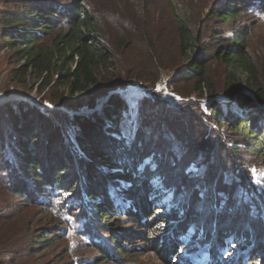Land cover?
<instances>
[{
  "label": "trees",
  "instance_id": "trees-1",
  "mask_svg": "<svg viewBox=\"0 0 264 264\" xmlns=\"http://www.w3.org/2000/svg\"><path fill=\"white\" fill-rule=\"evenodd\" d=\"M123 1V6L110 9L113 17H122L121 31L115 27V30H105L100 26L98 10L92 8L87 0H49L6 8L0 15V38L6 48L12 49L13 55L23 61L10 75L13 79L26 75L42 80L47 78L51 87L64 86L69 99L92 86L101 91L116 87L115 82L104 77L100 79L98 74V70L107 64L109 53L95 44L97 31L108 32L112 37L115 34L119 48L125 47V51L137 47L152 62L157 58V47L151 40L149 26L142 28L140 24L147 15L143 9L148 0ZM245 1L215 0L209 17L229 24L244 11ZM134 12L138 14L133 16ZM173 20L180 63L173 70L171 79L194 81L193 91L202 98L205 94L206 99H210L204 103L192 102V107H187L188 111L183 110L180 116L178 114L180 119L188 121L189 130L201 143L194 146L193 138L184 140L176 145L174 153L168 154V150L161 148L160 135L158 143L146 141L151 122L145 114L140 121V128H145L138 134V140L124 144L88 121L62 111L46 113L21 105L16 109H4L0 116L4 124L3 131H0V257L1 253L11 252L8 245L14 243L22 232L17 227L15 231L9 230L16 221L11 222L18 213L15 212L19 209L16 202L36 199L42 203L46 196L50 199L58 194L61 196L59 211L63 217L68 214L64 209L66 204L68 208L75 205L69 212L79 208L78 203L81 204V229L92 246L101 249L104 258L112 257V253L104 242H98L103 241L99 236L101 228L93 224L94 221L106 225L110 215H124L134 219L141 227L150 226L153 222L166 226L170 217L178 224L172 227L173 235L167 241L176 245L175 232L198 219L194 207L199 202L204 205V208L200 207L202 213H207L203 218L204 224L215 227V236L214 233L209 235L216 239L215 242L224 243L225 237L233 241L235 237L232 233H242L251 238L253 231L257 230L254 239L262 240L260 246L264 248V199L253 188L246 172L247 160L239 154L242 150L264 161V82L242 33L232 38H221L219 32L204 25L203 19L192 21L188 11L183 14L175 11ZM203 37L218 43L217 48L210 52L209 46L201 43ZM213 58L218 59L227 71V82L221 91L222 98L227 100L224 103L215 98L219 93L210 75ZM69 63L73 66H68ZM239 72L247 74L244 86L239 83ZM122 101L119 96L112 100L117 107L123 106ZM234 107L246 111V115L242 117L233 112ZM146 109L147 103H144L141 113H145ZM117 113H122V109L117 110L115 115ZM158 119L171 132L172 126L167 120L163 116ZM205 122L217 129L226 127L229 132L238 135L240 141L226 136L228 140L224 139L227 141L224 143L219 141L217 134L213 137L205 135ZM110 132L120 135L118 129ZM213 140V146L209 144L207 147V142ZM214 146L219 154L217 165L232 162L234 159L231 157L238 160V164L232 162L233 168L224 172L231 176H223L221 170L219 172L211 167ZM118 149L122 150L118 153ZM149 156L151 164L146 165L144 159ZM169 159L170 162L167 161ZM105 163L115 168L113 173L103 175L98 171L97 166ZM203 167L205 171H197ZM179 168H182L178 172L181 180L177 184L170 172ZM106 177L113 181L109 183L111 188L107 187ZM149 177L159 180L156 188L149 184ZM115 187L118 189L114 190ZM164 190L171 193L170 203L176 208H172L167 215L162 211L157 215L154 201ZM111 191L127 204L126 208L115 203ZM183 192L190 196V202L177 198ZM62 194L72 195L75 200L69 201ZM93 199L98 204L93 203ZM250 203H254L253 207ZM182 206L185 215L180 217ZM242 212L248 219L246 225L240 221ZM211 218L213 223H210ZM53 233L52 228L44 229L40 232L41 239L47 240ZM202 236H208V232L204 231ZM115 239L118 237L111 234V242L117 245ZM174 254L177 255L176 252ZM175 258H178L175 264H182L178 256ZM255 260L258 261V258Z\"/></svg>",
  "mask_w": 264,
  "mask_h": 264
},
{
  "label": "rangeland",
  "instance_id": "rangeland-1",
  "mask_svg": "<svg viewBox=\"0 0 264 264\" xmlns=\"http://www.w3.org/2000/svg\"><path fill=\"white\" fill-rule=\"evenodd\" d=\"M48 1L0 0V15L6 8L21 7L26 4L34 5L38 2ZM87 3L98 10L101 19L100 26L105 30H115V28L122 30L123 25L120 23L122 17L119 15V17H113L110 9L123 6L125 1L87 0ZM244 5V11L233 22L225 24L209 17L215 6V0H148L146 7L143 9L147 15H144L140 24L142 28L149 26L151 40L157 47V58L152 62L137 47L125 51V47L119 48L115 34V37H112L110 33L99 30L95 36L101 38L103 42L95 39V44L105 48L109 53V60L106 65L98 70V74L101 76L100 79L104 77L106 80L115 82L117 86L105 91L92 86L88 91L77 94L72 99L68 98L64 86L51 87L47 78L42 80L39 77L26 75L25 77L20 76L13 79L10 75L11 71L23 61L14 56L12 49L6 48L4 41L0 38V101L4 96L9 95L24 99L0 103V116L4 109H16V106L19 105L23 108L27 106L35 107L46 113L48 111H62L71 117H79L99 127V130L101 129L103 133L107 132V135L114 136L117 142L131 144L138 140V134L145 128H140V121L145 114L149 118L148 122H151V130L146 135L148 138L146 141L150 144H154L155 141L158 143L160 135L161 148L168 150V154L170 152L174 153L176 145L184 140L193 138L194 146H197L201 143V140H197L198 137L188 128V121L180 119L178 114L180 116L184 112L183 110L188 111L187 107L191 108L192 102L204 103L210 99H206L205 94L202 98L199 93L193 91L194 81L171 79L174 74L173 70L180 63L176 49L174 34L176 24L173 20V13L175 11L179 14L190 12L192 21L203 19L204 25L219 32L218 36L221 38H232L242 33L249 52L257 65L260 79L264 82V0H246ZM137 14L134 12L132 15ZM0 30H2L1 24ZM201 43L207 44L210 52L215 50L218 44L209 41L208 37H203ZM68 66L73 65L69 63ZM210 75L214 88L219 93L215 98L217 101L224 103L227 100L222 98L221 91L227 82V71L225 66L216 58L211 60ZM246 77V73H238V80L242 86L245 85ZM107 95H109L108 98H105ZM115 96H119L123 100V106L117 107L112 102ZM100 102L102 105L95 108ZM144 103H147L148 109L142 114ZM2 105L5 107H2ZM119 109H122V113L115 115ZM232 109L233 112L242 117L246 115V111L236 107ZM161 116L173 127V129L171 127V132L168 131L167 127H164V124H160L158 118ZM115 118L117 120L113 123ZM2 123V120H0V131L4 129ZM115 129L119 130L120 135L110 132V130ZM161 133L163 134L161 135ZM204 133L211 137L217 134V136L219 135V141L224 143L227 142L224 139L228 140L226 136H231L240 141V137L229 132L226 127L217 129L210 123L205 124ZM207 143V147L209 144L213 146L214 140ZM217 148L219 147L217 146ZM119 150L122 149H118V153ZM239 154L243 156V160H247L246 172L250 177L253 188L264 199V161L250 156L242 150ZM218 155L214 146L210 165L213 169H218L219 172L221 170L224 173L225 170L232 169L233 164H238V160L231 157L234 159L233 164L232 162H221L217 165ZM151 160V156L146 157L144 163L146 165L151 164ZM167 161L170 162V159ZM97 169L103 175L113 173L115 170L109 163L101 164V166H97ZM180 170L182 168L170 172L174 183L178 184V181L181 180L180 173H178ZM200 170L205 171L206 168L203 167L197 171ZM224 174L223 176H231L230 174ZM106 179L107 187L111 188L109 183L113 181L110 177H106ZM148 179L153 188L159 185V180L153 179V177ZM116 189L118 187H115L114 190ZM113 191H111V196L114 198L115 203L122 208H126L127 204L122 203L121 198L116 196ZM242 192L241 189V194ZM59 196L58 194L50 199L46 196L48 199L45 198L42 203H39L36 199L16 202V207H19V209L15 211L18 213L14 215L11 222L15 219L16 221L12 226L10 225L9 230L15 231L17 227L22 229V232L14 243L8 245L11 252L1 253L0 264H175L178 258L173 259L174 256H178L182 264H264V248L260 246L262 240L254 239L257 230L253 231L251 238L244 236L242 233L236 235L232 233L235 237L233 241L230 237H225L224 243L219 244L215 242L214 237L210 238L211 236H209L214 233L215 227L212 224H204L207 213H202L200 207L204 208V205L200 202L194 207L198 219L191 222L183 230L179 229L175 232L176 245L167 241L171 238L169 236L173 235L171 233L172 227H176L178 224V221L170 217L167 218L168 223L166 226H159L158 222H153L150 226L144 225L141 227L134 219L124 215H110L106 225H103V222L94 221L93 224L101 228L99 236L102 237L103 241L98 240V242H104L112 253V257L104 258L101 249L93 247L87 238L88 236L81 229L79 221L81 204L78 203L79 208L70 211L71 213L69 209L75 205L68 208L66 204L64 209L68 214L63 217L59 211L61 209L59 206L61 196ZM62 196L63 198L67 196L69 201L75 200L72 195L62 194ZM186 196L187 194L183 192L179 193L177 198L190 202L188 201L190 196H187V200L185 199ZM170 197L171 193L167 190L159 193L158 199L154 201L157 205V209H155L157 215L161 211L167 215L172 208H176V205L170 203ZM93 201V203L98 204L97 200L93 199ZM250 204L253 207L254 203ZM180 209L179 216L183 217L185 215L183 206ZM217 214L219 216L220 213L217 212ZM240 214L241 223L248 224V219L244 216V213ZM213 222L211 218L210 223ZM103 226L111 230H107ZM47 228H52L54 233L49 235L47 240L41 239L40 232ZM247 229L251 230V228ZM204 231L208 232V236H202ZM111 234L118 237V239H115L118 242L117 245L111 242ZM159 245L162 246L158 247ZM168 252L171 254L170 256ZM256 258H258V261H254Z\"/></svg>",
  "mask_w": 264,
  "mask_h": 264
},
{
  "label": "water",
  "instance_id": "water-1",
  "mask_svg": "<svg viewBox=\"0 0 264 264\" xmlns=\"http://www.w3.org/2000/svg\"><path fill=\"white\" fill-rule=\"evenodd\" d=\"M109 94H111V93H109ZM108 96H109V95H107L105 98H108ZM13 100L18 101V100H24V99H22V98L19 97V96L9 95V96H7V97L4 96V98H2V100L0 101V103L7 102V101H13ZM101 105H102V103L100 102V104L97 105L95 108H97L98 106H101Z\"/></svg>",
  "mask_w": 264,
  "mask_h": 264
},
{
  "label": "built area",
  "instance_id": "built-area-1",
  "mask_svg": "<svg viewBox=\"0 0 264 264\" xmlns=\"http://www.w3.org/2000/svg\"><path fill=\"white\" fill-rule=\"evenodd\" d=\"M95 39H96L97 41L103 42V40H102L101 38H99V37H96Z\"/></svg>",
  "mask_w": 264,
  "mask_h": 264
}]
</instances>
